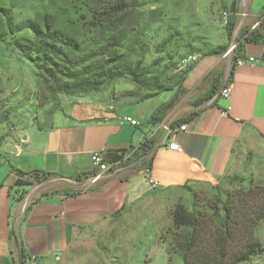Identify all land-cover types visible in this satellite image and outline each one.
<instances>
[{"label": "crops", "instance_id": "obj_1", "mask_svg": "<svg viewBox=\"0 0 264 264\" xmlns=\"http://www.w3.org/2000/svg\"><path fill=\"white\" fill-rule=\"evenodd\" d=\"M233 2L229 20L240 29L256 28L264 12L253 13L252 0ZM237 44L229 52L198 57L182 84L193 102L189 110L180 106L183 98L176 89L139 102L120 96L119 90L107 95L119 107L109 109L106 101L90 102L84 96L77 104L88 103V111L74 105L72 111L53 112L47 115L49 123L27 136L5 140L3 147L16 150L0 153V264H61L91 229L147 195L149 178L158 181L156 188L214 183L239 148L264 141V37ZM250 56L257 61L235 64V58ZM227 83L231 93L220 96ZM201 97L207 99L195 104ZM181 118L183 130L182 124L173 126ZM170 141L181 150H170ZM95 151L105 152L107 160L119 152L133 154L116 170L100 172L91 164ZM44 173L51 175L42 178Z\"/></svg>", "mask_w": 264, "mask_h": 264}, {"label": "rangeland", "instance_id": "obj_2", "mask_svg": "<svg viewBox=\"0 0 264 264\" xmlns=\"http://www.w3.org/2000/svg\"><path fill=\"white\" fill-rule=\"evenodd\" d=\"M83 1L0 0V33L4 35L0 37V153L8 151L3 147L5 140L21 133L27 136L38 125L49 123L48 116L53 112L72 111L74 105L88 111V103L77 104L84 96L90 102L94 98L97 103L106 101L111 109L117 101H108L107 95L114 91L122 90V97L126 91H149L139 89L141 85L137 86L126 66H122L123 75L105 83L98 91L83 95L61 93L55 86L52 88L54 83L47 84L34 65L14 47V38L26 36L28 31L11 33L8 21L38 20L44 12H55L60 25L74 28L80 36H86L85 42H90L92 32L96 28L105 29L108 21L101 16L89 19ZM124 1L127 3L121 14L124 25L118 30L122 29L123 35L117 34L123 38L117 53L129 56L133 68L140 72L138 77L145 74L144 82L152 83L151 78L161 75L174 76L170 83L174 85L180 73L195 63L182 65L184 56L204 55L219 45H226L227 51L238 43L240 27L229 20V13L235 10L231 2L238 0ZM251 11L264 12V0H252ZM224 12L228 13L227 25H224ZM167 93L161 92V98ZM179 95L183 98L180 106L191 109L193 102L186 99L188 95L183 92ZM248 188L255 193V198L243 210H253L257 201L264 199V141H252L239 148L231 157L228 171L214 183L152 189L91 229V233L76 242L61 264H184L175 245L174 210L182 206L191 211L194 203L214 228L221 222L226 196ZM254 236L264 248V217L256 226ZM202 260L197 264H211L206 257ZM239 264H264V251Z\"/></svg>", "mask_w": 264, "mask_h": 264}, {"label": "trees", "instance_id": "obj_3", "mask_svg": "<svg viewBox=\"0 0 264 264\" xmlns=\"http://www.w3.org/2000/svg\"><path fill=\"white\" fill-rule=\"evenodd\" d=\"M83 2L85 14L89 19L101 16L108 21L105 29L99 27L100 30L96 28L95 32H92L90 42H85L86 36H80L74 28L60 25L55 12H44L38 20L26 19L19 23L8 21L9 32H20L23 29L28 31L26 36L14 38L13 45L34 65L47 84L54 83L52 88L55 86V89L65 94H88L98 91L105 83L121 77L123 75L121 67L126 66L132 81L137 86L141 85L139 89L149 91L146 93H141L140 90L126 91L122 93L125 97L139 102L164 91L176 89L175 95L184 91L182 84L193 64L180 73L174 80V85L170 84L174 76L162 75L160 78H151L152 83H147L144 82L145 74H141L139 76L141 78L138 77L140 72H136L137 69L133 68L129 56L126 53H117L123 38L122 29L120 32L118 30L124 25L121 14L127 7L126 1L84 0ZM231 7L234 9L235 2H232ZM119 33L122 35L118 36ZM0 37L4 35L0 33ZM238 37V40L260 41L264 37V15L256 28L251 30L241 28ZM226 48V45H219L211 48L207 54H222ZM213 93L214 87L207 97ZM207 97L199 98L195 104ZM160 111L162 112V108ZM195 114V111L190 113L189 118ZM184 121L185 119L181 118L175 121L173 126L181 125ZM145 147L146 144L141 146L142 155L147 150ZM146 161L147 170H150V159ZM49 175L51 173H44L41 177L46 178ZM17 184L22 185L23 182L19 181ZM186 186L183 184L180 187ZM254 198L255 193L251 188L241 193L227 195L222 205L221 222L214 228L212 221L206 220L207 215L202 214L194 203L191 211L185 210L182 206L177 207L172 213V220L177 232L175 245L183 263L197 264L206 257L211 264H224V262L239 264L261 254L264 248L254 236V230L264 217V199L257 201L253 210L247 208L243 210V206L247 207Z\"/></svg>", "mask_w": 264, "mask_h": 264}, {"label": "built area", "instance_id": "obj_4", "mask_svg": "<svg viewBox=\"0 0 264 264\" xmlns=\"http://www.w3.org/2000/svg\"><path fill=\"white\" fill-rule=\"evenodd\" d=\"M223 19H224V25L228 24V13L224 12L223 13ZM260 21L256 22L253 25V28L258 26ZM234 49V46H231L227 52L231 51ZM198 55L197 54H188L186 56H184L181 60L182 65H187L193 62H196L198 59ZM257 60H255L254 57L250 56V57H238L235 58V64L236 65H242L245 62H249V63H254ZM232 90V86L230 83H227L225 85L222 86V88L219 91V95L223 96V97H228L229 94L231 93ZM122 119L124 121L129 122L132 125H136L138 124V122L129 117V116H124L122 117ZM179 128L181 130L186 128V124H182L181 126H179ZM165 129L168 131V133H171L173 130L169 127V126H165ZM167 147L170 150H175V151H180L181 148L179 146V144L176 141H170L167 145ZM133 153L132 152H128V153H117L118 158L112 159V160H107L106 156L107 154L105 152H101V151H95L91 154V164L93 167L97 168L100 172H106V171H114L116 170L118 167H120V164L123 162L124 159L130 157ZM112 157V156H111ZM100 174H97L93 179H97L99 177ZM148 184L150 186V188L154 189L158 186V181L149 178L148 180ZM33 259V256L28 257L27 260Z\"/></svg>", "mask_w": 264, "mask_h": 264}, {"label": "water", "instance_id": "obj_5", "mask_svg": "<svg viewBox=\"0 0 264 264\" xmlns=\"http://www.w3.org/2000/svg\"><path fill=\"white\" fill-rule=\"evenodd\" d=\"M7 150H13V151H15L16 148L15 147H12V148L7 147Z\"/></svg>", "mask_w": 264, "mask_h": 264}]
</instances>
